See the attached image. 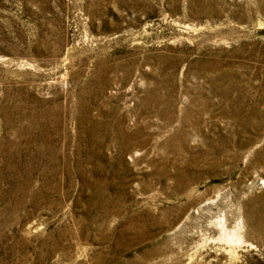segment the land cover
<instances>
[{
	"label": "rangeland",
	"instance_id": "374dc122",
	"mask_svg": "<svg viewBox=\"0 0 264 264\" xmlns=\"http://www.w3.org/2000/svg\"><path fill=\"white\" fill-rule=\"evenodd\" d=\"M0 264H264V0H0Z\"/></svg>",
	"mask_w": 264,
	"mask_h": 264
}]
</instances>
